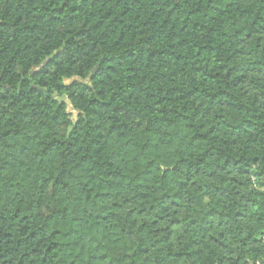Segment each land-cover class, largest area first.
Segmentation results:
<instances>
[{
  "label": "trees",
  "instance_id": "16d2710c",
  "mask_svg": "<svg viewBox=\"0 0 264 264\" xmlns=\"http://www.w3.org/2000/svg\"><path fill=\"white\" fill-rule=\"evenodd\" d=\"M0 264H264V0H0Z\"/></svg>",
  "mask_w": 264,
  "mask_h": 264
},
{
  "label": "water",
  "instance_id": "95a60500",
  "mask_svg": "<svg viewBox=\"0 0 264 264\" xmlns=\"http://www.w3.org/2000/svg\"><path fill=\"white\" fill-rule=\"evenodd\" d=\"M33 70H37V69H33ZM94 71H95V69L92 70V72H94ZM89 81H90V77H88L86 79H81L79 77H73L71 79H66L64 81V84L65 85H70V84H72L74 82L81 83V84H85V83H88ZM56 101L58 103H64L65 104V106H66V112L68 114L74 115V114L77 113V111L73 108L71 102L69 101V99L65 95H62L60 97H57L56 98Z\"/></svg>",
  "mask_w": 264,
  "mask_h": 264
}]
</instances>
